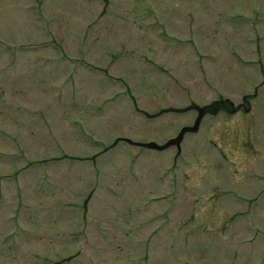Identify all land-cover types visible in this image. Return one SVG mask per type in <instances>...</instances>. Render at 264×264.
I'll return each mask as SVG.
<instances>
[{"label":"rangeland","instance_id":"1","mask_svg":"<svg viewBox=\"0 0 264 264\" xmlns=\"http://www.w3.org/2000/svg\"><path fill=\"white\" fill-rule=\"evenodd\" d=\"M0 264H264V0H0Z\"/></svg>","mask_w":264,"mask_h":264}]
</instances>
